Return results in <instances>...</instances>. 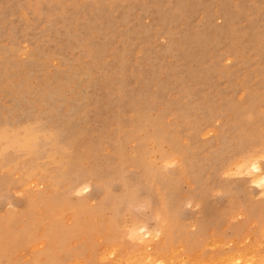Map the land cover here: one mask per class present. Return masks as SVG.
I'll return each mask as SVG.
<instances>
[{
  "label": "rangeland",
  "instance_id": "rangeland-1",
  "mask_svg": "<svg viewBox=\"0 0 264 264\" xmlns=\"http://www.w3.org/2000/svg\"><path fill=\"white\" fill-rule=\"evenodd\" d=\"M261 35L264 0H0V264H264Z\"/></svg>",
  "mask_w": 264,
  "mask_h": 264
},
{
  "label": "bare ground",
  "instance_id": "bare-ground-1",
  "mask_svg": "<svg viewBox=\"0 0 264 264\" xmlns=\"http://www.w3.org/2000/svg\"><path fill=\"white\" fill-rule=\"evenodd\" d=\"M230 26V25H229ZM227 27L228 29L230 28V27ZM227 30V29H226ZM231 31V30H230ZM253 33L255 34V35H257V33H256V31L254 32L253 31ZM132 36V35H131ZM196 36H198L197 34L194 36V38L196 37ZM261 36H263V35H261ZM256 38V37H258V36H253V38ZM264 37V36H263ZM131 38V37H130ZM129 38V39H130ZM187 38H189V40L190 39H194L193 38V36H188ZM251 39H252V37H250ZM187 41V45H186V47H192V45H193V40L192 41ZM253 40V39H252ZM255 41H256V39H254ZM130 41H131V39H130ZM192 42V43H191ZM253 44H255L254 42H252ZM252 43L250 44V42H249V44L251 45V46H253L252 45ZM259 43V42H258ZM258 43H257V45H258ZM122 44V43H121ZM124 44H126V43H124ZM264 44V43H263ZM197 46H199V45H197ZM259 46L260 45H258V48H259ZM250 47V46H249ZM255 47V46H254ZM261 47V46H260ZM121 51V50H120ZM238 53H236V55H237ZM101 62V61H100ZM135 63V62H134ZM34 68V67H33ZM125 77V76H124ZM156 97V96H155ZM154 100V99H153ZM132 113V112H131ZM134 113V112H133ZM31 126H32V131H35V129H37L36 131H35V135H34V137H35V139H36V141L35 142H37V143H40V146L41 145H44V144H47V150H48V154H50V155H52V156H50L49 158H48V161L47 162H49V160H54L55 162H57L58 164L60 163V165H62V163L65 161L64 160V156L62 155V153H60V152H62V150L64 151V149L63 148H65V149H67V147H66V145L64 144V142H62V141H59V142H57V140L56 139H52L50 136H48L46 133L47 132H45V131H42V130H39L37 127H36V125L35 124H31ZM143 126V125H142ZM20 128H22V126L20 127ZM224 131H227V129L226 128H224ZM0 137L1 138H4V140H5V142L6 143H9L10 141H11V139H10V136H8V133L6 134V132L5 131H1L0 132ZM28 141H26L25 143H27ZM28 144V143H27ZM35 144V143H34ZM29 147H30V145H29ZM42 147V146H41ZM39 148V147H38ZM39 150V149H38ZM260 151L261 152H263L264 153V148H260ZM261 152H258V153H255V152H253L252 150H248V151H246V152H243V153H241V154H243L242 156H239L237 159H234L235 160V167L238 169V171L239 172H244L245 170H247L246 169V166H249V165H251L252 163H251V161H255L254 163H255V169H256V174L253 176V180L255 181V182H257L258 183V185H259V187H260V195H262V196H264V171H263V169H262V165L260 164V162H259V157H260V155H261ZM8 155V154H7ZM54 155H56V156H54ZM233 158V157H232ZM68 163L72 166V164H73V162H72V160L71 159H69L68 160ZM231 170H233V168L231 169ZM65 171L67 172V173H70V174H73V173H75L76 171H77V169H73V168H71L70 166H68L67 168L65 167ZM173 176V175H172ZM176 178V177H175ZM52 182V181H51ZM254 182V183H255ZM256 183V184H257ZM199 186H201V185H199ZM163 187H165L164 186V184H163ZM106 202H108V201H106ZM201 204H202V208H201V211L199 212V216H198V218H205V217H209L210 216V214H211V211H210V209L208 208V205H207V203H205L204 201H202L201 200ZM257 206V205H256ZM239 207V206H238ZM252 207H253V205H252ZM258 207V206H257ZM97 208V207H96ZM99 208V207H98ZM254 208V207H253ZM256 208V207H255ZM259 209V208H258ZM257 209V210H258ZM98 212H100L98 209H96ZM95 210V211H96ZM96 211V212H97ZM252 212H254V211H252ZM252 215H254V214H252ZM169 217H170V215H169ZM51 218V217H50ZM173 218V217H172ZM10 220V219H9ZM9 220H7V221H9ZM174 220V219H173ZM173 220L171 221V224H172V222H173ZM5 221V220H4ZM175 221V220H174ZM50 222V221H49ZM5 222H3L2 221V224H4ZM37 223V222H36ZM6 224V223H5ZM170 224V225H171ZM140 225V224H139ZM6 226V225H5ZM8 226V225H7ZM0 228H2V227H0ZM4 228V227H3ZM26 228V227H25ZM170 228H172V225L170 226ZM13 230V229H12ZM12 230H11V232H12ZM145 230V229H144ZM160 230V229H159ZM172 231V230H171ZM14 232V231H13ZM16 232V231H15ZM143 232V231H142ZM169 232V231H168ZM149 230L146 228V233L145 234H148V235H146V237L147 236H149L150 237V235H151V233H150V235H149ZM172 234L170 235V237L173 235V232H171ZM1 234V233H0ZM144 234V235H145ZM3 235V234H2ZM6 235V234H5ZM10 236H11V234H9ZM12 235H14V234H12ZM157 235V234H156ZM168 235V234H167ZM152 236V235H151ZM155 236V235H154ZM8 237V236H7ZM145 238V237H144ZM7 239V238H6ZM168 241H169V239H168ZM7 242V241H6ZM169 243V242H168ZM167 243V244H168ZM172 243V242H171ZM164 244H166V243H164ZM170 244V243H169ZM13 245V244H12ZM157 246V245H156ZM147 248H148V246H147ZM162 248V247H161ZM164 248V247H163ZM160 251H161V249H160ZM151 253V252H150ZM143 255V254H142ZM244 255V254H243ZM9 256V255H8ZM149 257H147V259H149L150 258V254L148 255ZM153 256V255H152ZM233 256V255H232ZM232 256H227V257H224L222 260H223V262H224V259L225 258H227L226 260H225V263L224 264H227V262L226 261H228V262H230L231 264H235L237 261L235 260V259H237V258H239L240 259V257H237L236 258V255H235V258H234V256L232 257ZM178 257H180V256H178ZM243 257V256H242ZM155 258V260H156V257H153V259ZM185 258H186V256H185ZM127 259H129V258H127ZM130 261V260H129ZM132 261V260H131ZM186 261V260H185ZM125 262H127L126 260H125ZM157 262H160V260L159 261H157ZM223 262L221 261V264H223ZM124 263V262H123ZM128 263V262H127ZM126 263V264H127ZM163 263V262H162ZM160 264V263H159ZM175 264H184V261H177V262H175Z\"/></svg>",
  "mask_w": 264,
  "mask_h": 264
}]
</instances>
